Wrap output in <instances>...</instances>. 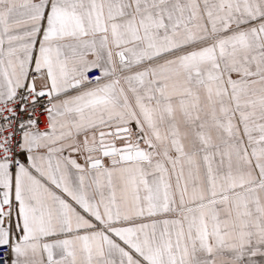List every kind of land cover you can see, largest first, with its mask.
I'll use <instances>...</instances> for the list:
<instances>
[{
  "label": "snow or ice",
  "instance_id": "obj_1",
  "mask_svg": "<svg viewBox=\"0 0 264 264\" xmlns=\"http://www.w3.org/2000/svg\"><path fill=\"white\" fill-rule=\"evenodd\" d=\"M0 264H264V0H0Z\"/></svg>",
  "mask_w": 264,
  "mask_h": 264
}]
</instances>
